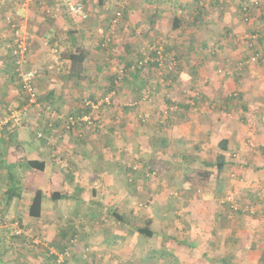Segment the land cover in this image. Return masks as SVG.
Instances as JSON below:
<instances>
[{"label":"crops","instance_id":"1","mask_svg":"<svg viewBox=\"0 0 264 264\" xmlns=\"http://www.w3.org/2000/svg\"><path fill=\"white\" fill-rule=\"evenodd\" d=\"M74 1H81L85 6V12L88 14L86 19H82L79 16L76 18L85 23L87 22L86 20L91 21L94 19L92 25L96 28L101 25L100 19L103 14H96V12L100 11V9L105 11L109 7L107 6L109 3L108 0H52L46 4L30 0H0V57L1 54L6 55L2 56L4 59L0 60V71L7 73L9 82L13 80L9 78L11 72L8 70V68L14 67V59L13 62L11 59L13 58L11 48L13 38L9 31L8 36H10L11 41L8 45L7 40H3L7 36L4 33L6 30L2 29L4 26L3 21L11 19L14 24L16 23L21 26L28 36V54L24 68L26 70L37 69L39 71V77L35 83L41 103L44 102L47 107L51 106L47 103H51L57 108L66 105L68 102L71 103L70 95L64 91V84L53 79L55 73V66L53 67V65L57 61L60 62L61 57L58 55L56 57L52 54L58 49L52 50L47 45H49V37L56 38L58 36L64 39L66 38L64 37L65 35L67 36L71 33L74 34L75 41L80 32L83 31H79V27L74 22L66 21V16L71 17L69 14V5ZM180 1V3L183 2L182 0ZM244 1L185 0V5L183 4L182 6L193 9L207 5L211 6L216 3L222 10L221 15H216L219 16L216 18V21H219L222 26L225 25L228 31H231V34L238 33L239 35L244 31L242 25H246L242 20L241 11L242 2L244 3ZM258 1L264 3V0ZM95 3L97 4L96 6ZM126 5L123 6V9L125 7L124 14L128 9ZM129 5L131 7L129 12L131 13L132 3H129ZM262 5L259 10L253 11V16L255 17H253L251 25L248 27L255 30H264V19H262L264 16V10L262 11L264 6ZM237 10H239V17ZM37 12H41L44 15L40 16L36 14ZM192 14L195 15L194 12ZM196 15L198 16L194 18L201 22L200 14ZM182 16L178 14L174 19L183 23L187 21V18L188 20L190 19L192 24L194 23L193 18L190 16L186 18ZM37 18L40 20L37 21ZM164 21L170 22V16H167L166 13L161 14L156 12L149 20V24L152 29H159L164 24ZM172 22L174 21L172 20ZM133 23H135V27L139 25L137 24L138 22ZM71 30L74 32H71ZM135 30L126 22L122 30V36H118L117 39L122 44V52L119 51L120 54H123L121 58L125 62L130 63V65L135 60V55L139 57L142 51H144L142 50L143 47L141 49L139 48L142 43L131 38ZM119 31L121 33V30ZM221 35L217 36V38L221 41H227L225 35ZM89 36L87 33L85 38ZM68 37L73 40L71 35ZM195 37L199 38L200 41H196L194 39ZM184 39L182 38L183 41ZM186 39L190 42V48H180L182 52L178 51V53H182L181 57L183 56L181 69H179L181 71L180 78L185 73L199 72L203 75L204 73H209V69L213 70L214 63H212L213 65L211 67H208V58H212V56L205 51L212 38H203L193 33ZM182 40L178 39L177 42H183ZM122 41L125 42V45ZM194 44L197 45L193 46ZM172 47L174 48L173 45ZM216 54L217 52L212 53L213 56ZM9 58L11 63L6 62ZM257 66L256 64H249L245 67V71L248 72L251 70L250 75L262 72ZM254 77H258V75L255 74ZM3 79L4 76L0 74V93L1 90L5 91L6 80ZM229 80L233 81V90H239V94L246 97L245 99L243 97L242 102H237L236 98H231L232 94H226L223 102L225 109L229 113L224 111L220 112V110H216L215 112L205 111L206 107H202L201 102L198 107L193 108V111L199 110L203 114L202 116L191 115L190 117L193 119L191 121L193 122H188L186 120L187 118L184 119L185 121L182 120L183 122L178 121L177 123H173V121L171 125L167 122L169 126L167 127L162 125L165 122L163 115L165 114L166 116L164 117L170 119L167 115L173 110L172 104H169V100H167L165 104L162 103L159 106L156 103L157 101H155L156 97L154 95L152 96V94H150L153 101L152 106L145 103H150L151 100H144L145 97L143 95L139 99V92L149 84L145 78L143 79L137 74L121 86L122 93H120V98H118V101L121 103L119 113L101 112L100 115L94 112V117L97 116L100 121L104 122L101 126L103 128L96 131L91 130V128H84L82 134L86 136V144H80V146L77 144V140H80L77 132L67 133L64 130V125L61 126V122L63 121L59 116L53 122V127H49V114L47 115L46 113L38 114L40 116L30 114L27 120L23 118L29 113L26 115L18 114L19 116L16 115L17 117L13 116L15 112L12 110V106L15 104L19 105L18 103L20 102L17 99H11V97L3 101L1 96L0 119L5 121L4 123L0 122V126L5 124L9 131H0V145L5 143L7 150L3 158H0V164H2V167H0V178H6L7 169L4 166L8 162L11 166L10 170L13 171L15 178L18 180V190L14 197L9 199L7 192L11 188L10 185L12 183L7 179L2 181L3 185L0 183V200L5 198L7 203L5 208L0 206V217L12 219L10 222H18L22 227L33 226L35 227L34 232H40L45 240L48 239L47 241L56 245L61 252L65 250L70 251V258L67 264H160L162 262L160 259L168 251L167 248L173 249L174 255L178 257L180 264H196L195 260L192 261L189 258L183 257V255L188 252V248L192 247L208 253L211 251L210 249L212 247L208 244V241H210L208 238H211L212 229L209 228L210 230H207L206 228L210 214L207 211H212V220L219 215V220L223 219L224 224L228 222L226 219L231 220L232 218L226 217L220 210L218 211L214 207V204L208 203L209 193H207L206 203L198 205L200 212L191 213V210L193 211L194 208V201L188 199L191 196L184 194V191H181L182 196L171 192L175 190L174 186L177 184H175V178H172L173 175L170 174L174 170L170 155L180 150H176L177 144L181 146V144L187 141L189 143L193 136L200 138V140L197 138V141L191 144V150L200 151V155L202 148L207 150L208 146H210L211 153H216L218 157L222 156L225 166L223 172L218 173L215 165L217 171L214 170L218 175L217 178L224 176L226 174L225 171L229 170L232 174L228 179L231 180L233 183L232 187L234 186L236 190L237 188L242 190L245 186L253 188L254 186L251 183L258 180V178H263L264 175V171L259 168L261 166H252L257 161L260 162L262 160L261 154L256 155L255 159L259 158L256 162L251 159V153L256 154L260 149L264 148V107L259 112L262 108L256 106L260 100V98H257L259 92L254 90V86L252 85L250 91L247 89L248 86L239 83L240 80L238 82L235 78H229ZM252 83L254 85L256 84L254 81ZM103 85L97 83L93 84L94 87L91 85L92 99H100L102 90H106ZM262 85V92L264 93V84ZM154 90L160 103L161 99L160 95H158L160 93V86H155ZM245 92L248 95H245ZM99 94L100 96H97ZM239 94L237 95L239 96ZM173 95H176L175 91ZM260 95L264 97V94L261 93ZM218 98L219 95L217 96ZM130 99L131 101L135 99V102L132 104L124 102ZM247 99L249 100L247 101ZM196 100L198 98L194 101ZM123 103L125 104L123 105ZM70 105H72L71 107L78 106L75 100ZM219 106H222V104L220 103ZM34 109L37 110L38 107L34 106ZM53 109L56 111L55 108ZM82 109L84 111V108ZM82 112L80 111L79 113ZM235 112L241 113V119L238 115L236 116ZM70 115L73 114L71 113ZM22 116L24 117L22 118ZM21 120L29 122L31 129L35 130L36 133L45 130L44 137L40 140L37 137L34 140L30 139V136L27 135L29 131L25 127L22 128V133L20 132V128L15 132L14 128L19 125L17 124L15 126V123ZM146 121H150L148 125L152 127L150 130L146 129L147 126L142 127L138 124V122L142 124L143 122L146 123ZM223 140L228 141L225 149H222L219 145ZM150 142L154 144L152 147L153 151L149 154V158L142 162V164L144 168L150 164H156V167L164 166L168 169L172 168L173 170L171 169V172L168 171L171 176L166 177L168 179L170 178L166 183L160 182V178L156 181L151 179L145 180L143 173H136L134 174L135 176L132 175L135 161L130 160L128 156L139 153L140 157H143L142 155H145V151L147 150L145 146L150 145ZM83 145L86 147H82ZM205 146L207 147L205 148ZM159 153L167 154L158 155ZM201 154L205 155L206 152H202ZM203 155L200 156L203 164L201 163L199 165L203 167L200 168L198 166V168L203 169V171L212 172L213 169L205 167V164L206 166L209 163L213 164L215 160L213 161V159ZM3 160L6 163H2ZM29 160L43 162L45 164L44 170L26 169L24 163ZM262 161L264 162V160ZM249 169L256 172L252 180ZM184 173H187V171H184ZM157 176L160 175L157 174ZM249 178L251 182L247 181L248 183H245V179ZM183 179H179L182 182L181 186H190L184 176ZM135 181L137 182L136 185L134 184ZM179 185L178 187L181 188ZM135 186L138 188H135ZM161 189L166 194L169 192L166 198L163 196L160 197V193L154 194ZM54 191H62V194L66 198L56 202L53 201L51 197ZM37 193H42L43 202L41 204L40 217L33 218L30 216L29 211ZM147 193L153 195L150 196L152 197L150 200L153 201L154 199V205L157 206L156 210H145L147 206L144 205L145 202H142L148 199L149 195L147 197L145 196ZM237 193H239L238 190ZM180 207L185 215L190 212L193 221H191V225H183L181 232L176 230L178 225L175 224L176 237H174L172 233V223L174 222L173 212L176 208ZM114 212L130 220H139L141 225L138 226L137 224L138 227L142 228L149 224V228L153 232V237L145 239V236L141 235L137 229L117 221L113 217ZM236 219L228 222L227 228L231 231V235H229L231 239H228L227 243L220 245L221 252L219 250L218 252L223 255H216L214 260L217 264H229L230 262L232 264H264V241H262L261 236L255 234L260 230L258 228L255 231L256 227L261 223L260 217L255 220L256 218L254 219L253 216L249 217L248 215L244 219V221L248 222V227L250 226L253 229L252 232L250 230L251 228L240 231V226L236 224ZM9 226L11 227L2 228L4 231L7 230L6 232L9 236L3 238L7 246L5 250L1 248L3 250L0 254V264H21L19 261H23V264H40L42 258H38L34 254L31 255L26 250L28 248L31 249V246L29 247L27 245V247L23 242L15 240L16 237L12 236L14 235L13 230L15 231V227H13V224ZM250 232L251 241L258 244L251 246V242H247V245H244V236H239L237 239L242 245L231 244L235 243L234 237H238V234H245L247 236ZM179 234L181 236H178ZM18 238L21 240L22 237ZM22 240L25 241V239ZM226 249L231 250L229 257L227 255L224 256ZM45 262L43 260L41 264H45ZM198 263L209 264V262H202L201 260Z\"/></svg>","mask_w":264,"mask_h":264},{"label":"rangeland","instance_id":"2","mask_svg":"<svg viewBox=\"0 0 264 264\" xmlns=\"http://www.w3.org/2000/svg\"><path fill=\"white\" fill-rule=\"evenodd\" d=\"M183 2L180 3V0H108V4L105 11H103V9L100 11H97L96 14H103L102 18L100 19L101 25L97 26V28L95 26H93L92 24L94 23L93 20L89 21L86 20L87 22H83L80 21V19L76 18V17H68L66 16V21H70V22H74V24H77L76 26L79 27V31L83 30L82 32H84V34H82V32H80L79 36H77V39H75V42L73 43V40L70 39V34L69 35H65L64 37L66 38H59L58 36L55 37H49V45H47V47L52 48L53 49H58L57 51H55L52 55L53 56H60L61 57V61H57L51 65H53L54 68V76L53 79L54 81L57 82H62L64 84V91H66L71 98V103L68 102L66 105L63 106H59L58 108L56 106H54L51 103H47L49 105H51L53 108L56 109V111L59 112V117L60 119H65L68 115H70L71 113L73 115L78 114L80 111H83V106H84V100L87 99H91L93 101H100L103 100L106 96H108L109 94H112V98L110 99V104L109 105H103L101 106V108L99 109V111L97 112L98 114L101 115V112H116L119 113L120 109L119 107L121 106V103L118 101V98H120V93H122V89L121 86L130 78H133L135 75H139L141 76L143 79L145 78L146 81L148 82L149 85L146 86V88L142 89V91H144V93H142V91L140 92V97L139 99H141L142 95L144 98V100L150 101V103L145 102L147 104H150L151 106L153 105V101H152V97L150 94H152V96L154 95L156 98L155 101H157L156 103H158L159 106L162 105V103H166L167 100H169V104H172L173 110L170 111L168 118H165L164 116H166L165 114L163 115V119L165 120L164 123H162V125H165L167 127L168 124L167 122L171 124L173 123H177L178 121H182L184 119L188 120V122H193L191 120H193L190 116L195 114V115H203L200 113L199 110H195L193 111V108L198 107L201 102H202V107L205 106L206 109L205 111L208 112H215L216 110H220V112L224 111L226 113H229V111H227L225 109V105H224V98H226V94H232L231 98H236L237 102H242V99L244 96H241L239 94V90L234 91L233 87H232V80L230 79H236L237 82L238 80H240V84L243 83L244 85L248 86L247 89H249L251 91V85L254 86V90H257L259 92L258 97L260 98V100L258 101L259 104H257L256 106L258 108H262L259 110L262 111L263 107H264V97H261L262 95H260L261 93L264 94L262 92L263 90V85L264 84V59L258 63H256V65H258V69H260L262 72L260 73H253L250 75L251 70H249L248 72L245 71L246 70V66L247 65H243L242 67H240L241 63L244 62L245 57L249 54V50L247 49V46L244 43V37L245 35H247L249 32H251L252 28L248 27L247 25H242L244 31L238 35L237 34H227L225 33V29L224 26H222V24L218 21L216 22L215 19L218 18V16L215 15H219V11L214 9V21L209 23V24H204L203 22H199V20L195 19L194 17H197L199 9L198 8H193L190 9L187 6L184 7L182 6L185 2V0H182ZM128 3V4H127ZM129 3H132V12L130 13L129 9H131ZM36 4V3H35ZM112 4V5H110ZM127 4V5H126ZM261 4H263L262 6H264V3L261 2ZM97 4L95 3V6ZM126 5L128 6V9L125 12V7L123 9V6ZM185 5V4H184ZM228 5V4H227ZM97 8V7H96ZM170 8V9H169ZM99 9V8H97ZM40 10V9H38ZM264 9H262L263 11ZM222 11V10H221ZM120 12L122 14L121 19L116 27L115 30V37H113V41H112V45L110 46V48L108 50H105L102 48V39L100 37V32H98V30H102V29H107L110 27L112 20L115 18L116 14ZM159 12L161 14L166 13V15L170 16V22H166L164 21V24L161 25V28L157 29V28H151L150 24H149V20L152 18V16L156 13ZM192 12H194L195 15L192 14ZM224 12V10H223ZM130 13V14H129ZM34 14V13H33ZM36 14L38 15H44L41 14V12H37ZM180 14V16L186 18V17H191L194 20V23L192 24L190 19L188 20L186 18V22H183L180 24L179 28H174V22H172V20L174 21L176 18V16ZM185 14V15H184ZM181 17V18H182ZM262 19H264V16L262 17ZM40 19L37 18V21H39ZM4 22V21H3ZM128 22V25L130 27H132V29H136L132 35L131 38H133V40H138L140 41L142 44L139 47L140 49L143 47L141 56L137 57L138 55H135L136 57H134V61L131 62V65L133 64H137L138 62L148 58V56L151 59L155 58V55L153 53L152 48L154 46H159L164 48L165 54H167V59L171 60L172 58L176 61V66L175 67H171L170 68V63L168 61L165 62L163 67H159L158 64H156L155 62H153L152 60L149 61V63L147 64V66L144 69H140V70H128L130 68V63L125 62V60H123L121 57L123 54H120V52H122V44L121 41H117L118 36H122L123 34V27L125 25V23ZM133 22H138L137 24H139L137 27H135V23ZM173 25V26H172ZM91 26V27H90ZM5 34H7L6 38L3 40H7L8 45L10 44V36H8L9 30L5 29L4 27H2ZM121 30V33H119ZM154 30V31H152ZM258 30V29H257ZM260 31H264V30H260ZM71 32H74L71 30ZM87 33L90 35L88 38H85V36H87ZM197 34L201 37H207V38H212L211 41L209 42V46L207 47V49L205 51H207V54H211L212 58H208L209 59V66L211 67V65H213L212 63H214V69L211 70L209 69V73H204L203 75H201L199 72L198 73H185L183 76H181L180 78V73L181 71L179 69H181V62L182 57L181 54L182 53H178V51L182 52V50H180V48H190V45L188 42V40L186 38L190 37L192 34ZM221 34H224L227 38V41H221L220 39L217 38V36H222ZM61 37H63V35H61ZM182 38H185L184 41L182 40ZM153 39V40H151ZM180 39L183 42H177V40ZM196 41L200 39L199 38H194ZM121 40V39H119ZM117 41V42H116ZM125 45V42L122 41ZM2 44H4L2 42ZM160 44V45H159ZM74 45V47H73ZM172 45L174 46V48L172 47ZM197 44H194L193 46H195ZM83 49L88 53V58L86 60V63L84 65V73L83 75L80 77V79H76L75 77L71 76L70 72H71V65L69 63V61L66 59L67 55H68V51L70 50H79V49ZM6 49H8L6 47ZM138 52V51H137ZM140 52V51H139ZM217 52L216 55H212V53ZM52 53V52H51ZM50 54V51H49ZM2 56H6V55H2L0 57V60L4 59V57ZM6 58V57H5ZM137 58V59H136ZM12 59V58H11ZM66 61H65V60ZM6 60V59H5ZM68 61V62H67ZM7 63H11V60L9 58V60L6 61ZM13 62V61H12ZM217 65V67H215ZM251 65V64H250ZM79 68H76V70ZM121 69H127L128 71L125 72L123 75H121L120 71ZM9 72H11V75L9 78L13 79L9 82L8 78H7V73H4L3 71H0V74L2 76H4L3 80H6L5 83V91L1 90L0 93V97L2 98V100H7L8 97H11V99L13 98V100H16L20 103H18L19 105L15 104L14 106H12V110L17 114V116H19L18 114L20 112H22L24 110V108L28 105V100H27V96L24 94L22 87L20 85V79L17 75L16 72V68L11 67L8 68ZM179 72V73H178ZM257 74L258 77H254V75ZM43 75V74H42ZM47 76V75H46ZM252 76V77H251ZM232 77V78H231ZM263 79V80H262ZM229 80V81H227ZM252 81H254V83H256L255 85L252 83ZM94 83L97 84H104L103 87L106 90H102V94L100 99H92L91 98V90L90 88L93 86ZM238 83V84H239ZM92 85V86H91ZM155 86H160V93L158 95H160V103H159V98H157V94L156 91L154 90ZM94 87V86H93ZM120 88V89H119ZM92 89V88H91ZM113 89V90H111ZM111 90V91H110ZM176 93V95H173V93ZM233 91V92H232ZM226 92V93H225ZM236 94V95H234ZM239 94V96L237 95ZM245 95H248V93H244ZM219 95V98L217 99V96ZM97 96H100L97 95ZM42 97V95H41ZM15 98V99H14ZM196 98H198V100L194 101ZM246 97H244L245 99ZM250 98V97H249ZM75 100V102L78 104V106L76 105V107H71L72 102ZM202 100V101H201ZM249 99H247L248 101ZM116 101V102H115ZM2 102V101H1ZM43 102V101H42ZM125 103H134L135 99H131L124 101ZM123 103V105L125 104ZM194 103V105H192ZM220 103L222 104V106H219ZM155 105V104H154ZM134 107H136L135 105H133ZM47 107L44 102L41 103V106L38 107V111L34 109V106H32L31 108H28V115H26L25 117L22 116L23 119L28 118V116L30 114H37V116H40L38 114H44V108ZM155 107L157 108V106L155 105ZM75 108V109H74ZM223 108V110H222ZM76 109H78V111H76ZM11 110V111H12ZM136 110V109H135ZM210 110V111H209ZM258 110V109H257ZM12 111V112H13ZM240 111V110H239ZM231 112V111H230ZM232 113H234L232 111ZM68 114V115H67ZM96 114V113H95ZM236 116L238 115L239 118L241 113H236ZM16 116V117H17ZM96 116V115H95ZM5 120L0 119V122L4 123ZM23 121V122H22ZM95 121H96V125L94 127L91 128V130H101L103 127H101L103 125L104 122L100 121V119L96 116L95 117ZM174 121V122H173ZM185 121V120H184ZM173 122V123H172ZM183 122V121H182ZM145 122H143L142 124H140V122H138V124L142 127L147 126L146 129H151L152 127L148 126L150 124V121H146V125L144 124ZM19 124L16 128H14V131L16 132V130L18 128H20V132L22 133V128H26L29 131V134H27L28 136H30V139H35L37 137V133L35 132V130L31 129L30 127V123L24 120H21L17 123H15V126ZM21 125V126H20ZM64 125V122H61V126ZM65 127V126H64ZM63 127V128H64ZM145 129V128H144ZM169 129V128H168ZM65 131H67V133H71V131L67 130L66 128H64ZM0 131L2 132H7L8 127L5 126V124H2L0 126ZM36 133V134H35ZM102 136V134H101ZM38 138V137H37ZM36 138V139H37ZM75 138V137H73ZM80 140H77V144L80 146V144H86L85 143V139L86 136L82 134V137H78ZM197 136H193V138L191 139V142L187 143H183L181 144V146L179 144H177V149L178 152H173L171 156V160H172V164H173V168H167L164 166H160V167H156V169H152L151 170V166L153 164L148 165V167L144 168V165L142 164V162H144L145 160H147L149 158V154L153 151V146L154 144H152V142H150V145L145 146L146 147V151H145V155H142L143 157H140V154L137 153V155L133 154L128 156L130 160H134L135 161V165L133 166V176H135L134 174L136 173H143V176L145 178V180H159L160 178V182L162 183H166L169 179L166 178L169 175L168 171L171 172V169L173 170L172 174V178H175V185L173 191L174 193L180 194V196H182L181 191H184L183 193L186 195H190L191 201H194L193 203V211L191 210V213L193 212H198L200 207H198V205H202L203 203L205 204L207 199V193L208 194V203L209 204H214V207L217 208V210L221 211V213L223 215H225L226 217H230L232 218L231 220L226 219L228 222L233 221V219L237 218L236 224H239L240 226V231L241 230H248L249 228H251L250 226L248 227V222L244 221V219L246 217H251L253 216L255 220L259 219L260 217V224L258 225V227H256L255 231H257V229L259 228V232H256L255 234L257 236H261L262 241H264V214L262 212V207H264V175L263 178H258V180L252 182L251 184L254 186L253 188L249 187V186H245L242 188V190L235 189V187L233 185V183L231 182L229 178V176L232 174V172L225 171L226 174H224V176L217 178L218 175L216 174V168L215 165L218 161H220V157H218V155L216 153H211V147L208 146L207 150H205L204 148H202L201 153L202 152H206L205 155L201 154L199 155L200 151H196V150H191V144H193L194 141H197ZM39 139V138H38ZM42 139V138H41ZM203 139V138H202ZM40 140V139H39ZM198 140H200V138H198ZM134 141V140H133ZM210 142V140H209ZM9 144V143H8ZM161 145V144H160ZM159 145V146H160ZM82 147H86L85 145H83ZM207 146H205L206 148ZM191 150V151H190ZM205 150V151H204ZM259 151V150H256ZM162 153H159L158 155H161ZM167 153H163L162 155H166ZM259 154H261L262 160H264V152L263 149H260V151L256 154L251 153V159L252 160H258L257 158L255 159L256 155L258 156ZM201 155L203 156H208V158L213 159V164L209 163L207 166L205 164V167L208 168H212V177L210 180H208L207 182L204 183H199L198 177L196 176V172L201 171L203 169H200L203 166H199L201 165ZM218 157V158H217ZM128 159V158H127ZM217 159V160H216ZM257 161V163H255V165L252 166H261L259 167L260 169H262L264 171V162L263 161ZM142 164V165H140ZM203 164V163H202ZM198 166L200 168H198ZM136 169V170H135ZM145 169V171H144ZM216 171H215V170ZM158 171V172H157ZM184 171H187V173H184ZM249 171H251V180L254 178V174L256 172H254L253 170L249 169ZM157 174H159L160 176H157ZM189 175L191 177H193V182L190 183L186 180V175ZM183 176L185 177V180L190 184V186H181V181L179 179H183ZM249 179H245V183L247 181H249ZM251 182V181H249ZM183 183H184V179H183ZM248 183V182H247ZM256 183V184H253ZM135 185L137 184V182L135 181L134 183ZM180 184V185H179ZM1 185H3V183H1ZM178 185L181 187L179 188ZM135 188H138L137 186H135ZM160 191V192H159ZM157 191L154 194L160 193V197L163 196L164 198L167 197V193L161 189ZM149 195V193H147V195H145L146 197ZM153 196L152 194H150L148 196V199L144 200L142 203H144L145 206H147L145 208V210L148 211H152L153 209L156 210V205H154V199L153 201H151L150 199ZM222 196V197H221ZM232 197L237 204H242V205H251L253 207H255V210L257 209V213L256 215H251L245 211H235L233 210L230 205V203L227 202L228 198ZM227 199V200H226ZM150 200V201H149ZM190 201V200H189ZM190 201V202H191ZM104 204V203H102ZM192 204V203H191ZM190 204V205H191ZM196 205V206H195ZM0 206H3L4 208L7 206L6 203V199H2L0 200ZM1 208V207H0ZM144 211V210H143ZM186 212V211H185ZM200 212V211H199ZM210 212L209 216H208V221L206 223V228L207 230L212 229V234H211V238L209 237L208 239L210 241H208L209 245H211V251L205 252V251H201L199 249H195L193 248H188L187 251L183 257L189 258L190 260H195L196 264H199L198 262L201 260L202 262H209V264H217V262L214 260L216 255H223V254H219L218 250L221 252V247L220 245H223L225 243H227L228 239H231L229 235H231V231L228 227V222H225V224L223 223V219L219 220V215H217V217L212 220V211H207ZM208 214V213H207ZM105 216V215H104ZM211 216V219H210ZM258 216V217H255ZM6 217V216H3ZM135 218V217H133ZM173 223H172V233L173 236L176 237V230H179L181 232V229L183 228V225L185 224H190L191 225V221H193L190 212L185 215L184 211L182 210V208H176L173 212ZM194 218H195V214H194ZM7 221H12V219L9 218H5ZM107 219V216H106ZM210 221V224H209ZM134 224H138L141 225V222L139 220H135L133 219ZM185 222V223H184ZM175 224L178 225V227H176V230L174 229ZM26 225V224H25ZM28 228H31L32 230L35 229V227L33 226H26ZM132 227V226H131ZM134 228V227H133ZM210 228V229H209ZM219 230V231H217ZM251 232L253 231V229H250ZM7 230H3L2 227H0V254L2 253L1 248H6V242L3 241V238L9 236V234H7L6 232ZM217 231V232H216ZM6 232V234H5ZM13 232H15L13 230ZM214 232V233H213ZM251 232L249 234H247V236L245 234H238V237H234V242L235 243H231L232 245L234 244H240L242 245V243H239L237 241V239L239 238V236H244L243 238V243L244 245H247V242H251V246L254 244H258V243H254L251 241ZM36 235H40L42 237V234L40 232H34ZM215 234V235H214ZM15 236V233L14 235ZM178 236H181L180 234ZM249 236V237H248ZM11 237V235H10ZM15 240L17 241H21L24 244H26V246L28 245L29 247L31 246V249H26L31 255L34 254V256H38L42 258V260L40 261V264L43 260H45V264H54V261L52 260L55 259L54 256H50V253L48 251V247H52L55 246V248L58 249L59 252L60 249L56 246L53 245L51 243H49V241H47L48 239H44L42 237V240L45 244L48 245L47 249L44 248H40V246H36V244L33 243L32 239L29 238H18L17 236H15ZM13 238V237H12ZM145 239L147 237H144ZM258 238V237H257ZM22 239H25V241H23ZM28 240V241H26ZM22 244V243H21ZM27 246V247H28ZM249 246V245H248ZM225 248V247H224ZM252 248V247H251ZM37 249V250H36ZM168 251H166L163 255L164 257L161 258L160 260H162V262L160 264H180L178 257L174 255V251L171 248H167ZM43 254V255H42ZM231 254V250L230 249H226L224 256L227 255L229 257V255ZM3 256V255H2ZM6 257V255H5ZM22 260V259H21ZM39 260V259H38ZM21 264H23V261H19ZM39 262V261H36ZM220 264V263H219ZM229 264H232L231 262Z\"/></svg>","mask_w":264,"mask_h":264},{"label":"built area","instance_id":"3","mask_svg":"<svg viewBox=\"0 0 264 264\" xmlns=\"http://www.w3.org/2000/svg\"><path fill=\"white\" fill-rule=\"evenodd\" d=\"M30 1L46 4L50 0ZM260 7L261 6L258 0H247L242 4V20L244 24H246L247 26L251 25V21L253 17H255L253 16V11L259 10ZM69 14L72 17L79 16L82 19H86L88 17V14L85 12V6L81 1H74L71 5H69ZM121 16L122 14L118 12L115 18L112 20L108 30L102 29L99 31L100 37L102 39L101 45L103 49L108 50L112 45V41L114 39L113 37H115L116 33L115 30L121 19ZM3 27L11 32V36L13 38L11 48L12 56L14 59V66L20 79V85L22 87V90L27 96L28 100V105L19 114L26 115L29 110L28 108H31L32 106H41V99L35 83L36 79L39 77V71L37 69L26 70L24 68V64L26 62V57L28 54V36L23 31V28L16 23L14 24L11 19L4 21ZM260 38L262 39V42L260 41ZM244 43L247 46V49L249 50V55L248 58L243 63H241L240 67H242L243 65L256 64L264 59V31L259 33L249 32L244 37ZM46 44H48V42H46ZM151 51H153L155 55L154 59H151L148 56V58L138 62L137 64L131 65L128 70L134 71L144 69L150 60L158 64L159 67H163L166 61L170 63V68L176 66V61L173 58L171 60L167 59L168 55L165 54L166 50L164 48L154 46ZM128 70L121 69V75H123ZM112 94L113 93L109 94L103 100L100 101H93L91 99L84 100L83 108L84 111L86 110L88 112L70 115L65 119H62L65 128L71 132H77L79 136H82V130L84 128H92L97 124L95 121L94 112H98L101 106L103 105H109L110 99L112 98ZM44 112L47 115L49 114V127H53V122L59 116V113L56 112L51 106L45 107ZM16 115L17 114L14 113L13 116ZM37 137L39 139L44 137V132H38ZM227 201L230 203V207L235 211L245 209V211L251 215H256L257 213V209L255 210V207L251 205H246L242 207L241 204H237V202L232 197L228 198ZM262 212L264 214V207H262ZM10 224H13V227H15V236L32 239L33 243L36 244V246H40V248L47 249L48 245L43 242L42 237L40 235H36L34 233V230H32L31 228L22 227L19 225L18 222L12 223L0 217V227L9 228L11 227L9 226ZM48 251L50 253V256L55 257L56 264H66L67 260L70 258V251L68 250H65L64 252H59L58 249L55 248V246H52L48 247Z\"/></svg>","mask_w":264,"mask_h":264},{"label":"trees","instance_id":"4","mask_svg":"<svg viewBox=\"0 0 264 264\" xmlns=\"http://www.w3.org/2000/svg\"><path fill=\"white\" fill-rule=\"evenodd\" d=\"M50 1H52V0H50ZM245 1H247V0H245ZM259 3H260V6H261V2H259ZM242 4H243V2H242ZM198 9H199L198 14H200V16H201L200 19H201V22H203V25L204 24L205 25L206 24H209V23H211V22L214 21L213 20L214 19V16H213L214 15V11H213L214 9L218 10L219 13H220V15L222 14L221 8L216 3L215 4H212L211 6L210 5L209 6L207 5V6H203V7H198ZM237 11H238L237 12L238 13L237 15L239 17V10H237ZM241 11H242V8H241ZM215 21H216V19H215ZM180 24L181 23L179 22V20H177V19L174 20V28L175 29L176 28H179L180 27ZM224 29H225L224 30L225 33H227L228 35L231 34V31L229 32L226 26H224ZM259 32H262V31L255 30L253 28L251 30V33H259ZM70 35L73 37L72 39H73V43H74L75 42L74 41V34H70ZM260 41L262 42V39L261 38H260ZM73 47H74V45H73ZM67 53H68V55H67V58L66 59L69 61L70 65H71V72H70V74H71V76H73V77H75L76 79L79 80L80 77L84 73V65H85L86 60L88 58V53L85 50H83L82 48L79 49V50H77V49L76 50H73V51L70 50ZM248 55L245 57V60L248 58ZM12 61H13V58H12ZM76 68H79V69L76 70ZM111 90H113V89H111ZM138 96L140 97V92H139V95ZM83 112H88V111L85 110ZM42 132H45V130L42 131ZM226 144H228V141L227 140H225V141L223 140V141L220 142L219 145H220V147L222 149H225L226 148ZM0 147H1L0 148V158L1 157L3 158V156L5 155V152L7 151L6 148H5V143L1 144ZM263 152H264V148H263ZM220 159L221 160L218 161L217 164H216L218 173H222L223 170H224V166H225V163L223 162V159L224 158L221 156ZM2 163H6V162H4V160H3ZM24 164H25L24 166L26 167V169H29V170L36 169L38 171H43L44 168H45V164L43 162H39V161L29 160V161H27ZM1 165L2 164H0V167H2ZM10 167L11 166L7 162L5 164V166H4V168L7 169V176H6L5 179L0 178V183H2V181L3 180H6V179L9 180L12 183V185H10L11 188L7 192V195H8V198L9 199L12 198V197H14V195L17 193V190H18L17 189L18 188V186H17L18 185V180L15 178V175H14L13 171L10 170ZM152 169H156V164H153L151 166V170ZM211 173L212 172L206 171V170H204V171L201 170V171L196 172V176L198 177L199 183H204V182H207L208 180H210L211 175H212ZM186 180L188 182L192 183L193 182L192 181L193 180V177H191V176H189L187 174L186 175ZM62 193H63L62 191H54L52 193L51 199L53 201H55V202L56 201H59V200L65 199L66 196H64ZM42 202H43L42 193H37L36 196H35V199L33 201V204H32V206L30 208V211H29V214H30L31 217H33V218H39L40 217L41 208H42L41 207ZM241 206L244 207L246 205H242L241 204ZM239 211H245V209H240ZM113 217H115V219L117 221H119V222H123L124 224H127V225H130V226L134 227L135 229H137L139 231V233L141 235H143V236H145V237H147L149 239L153 237V232L150 230L149 224H147L145 227H142L141 228V227H138L137 224H134L133 220L127 219L124 216H119L115 212L113 213ZM52 260L54 261V264H56L55 259L52 258ZM263 262H264V256H263ZM67 263H68V260H67L66 264ZM52 264H53V262H52Z\"/></svg>","mask_w":264,"mask_h":264}]
</instances>
